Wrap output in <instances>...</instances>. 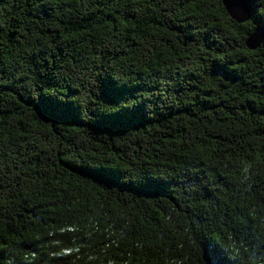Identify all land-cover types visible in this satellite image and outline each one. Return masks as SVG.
I'll return each instance as SVG.
<instances>
[{"label": "trees", "instance_id": "trees-1", "mask_svg": "<svg viewBox=\"0 0 264 264\" xmlns=\"http://www.w3.org/2000/svg\"><path fill=\"white\" fill-rule=\"evenodd\" d=\"M157 2L0 0L4 46L38 37L35 63L63 77L60 99L92 117L52 127L29 88L0 92V129L15 137L0 157L11 189L0 211L5 264H59L53 252L66 245L77 251L64 264H205L217 228L230 244L260 245L264 169L244 168L264 153V45L247 49L254 25L238 27L221 0ZM117 74L137 98L151 92L143 120H95L94 105L110 106L101 80ZM146 176L166 187L144 189ZM190 184L215 205L197 206Z\"/></svg>", "mask_w": 264, "mask_h": 264}, {"label": "snow or ice", "instance_id": "snow-or-ice-1", "mask_svg": "<svg viewBox=\"0 0 264 264\" xmlns=\"http://www.w3.org/2000/svg\"><path fill=\"white\" fill-rule=\"evenodd\" d=\"M157 2V0H153ZM178 2V0H177ZM213 3L214 0H201V3ZM228 10L231 12L232 17L241 22L250 21V24L254 25L255 32L250 34L248 44L252 48H256L259 45H264V12H258V8H264V0H224ZM146 6H150L147 4ZM162 6L161 2H157V8ZM171 9L175 5L168 0V3L164 5ZM199 6V5H197ZM4 8H0V36L6 35V28L8 27L7 21H3L2 18L5 15ZM215 15V11L212 13ZM128 27V24H125ZM238 27L245 28L248 25L241 23ZM235 35V33L233 34ZM38 37H30L29 41L24 42V46L17 47L15 51L4 46V40L0 39V92L4 90L5 84L8 85H20L21 87L29 88V96L34 95L36 99L32 101L33 108L36 114L44 121H51L52 127L56 124L65 121H74L80 119H92L88 116L87 112H81L78 107H74L70 104L65 96L63 100L60 99V90L62 88L61 80L63 77H56L53 73V69L45 64V70L42 71L40 66L35 63L36 57L32 55V52L36 51L35 41ZM43 47V45H41ZM250 54V53H248ZM103 55V53H101ZM7 56V58H6ZM174 59V57H172ZM46 60V57L44 58ZM98 57H93V63ZM119 62H117L118 65ZM216 70L223 71L219 66ZM145 73L148 69H142ZM199 74V73H198ZM122 74H117L115 79L106 77L101 80V91L104 94V99L110 105L109 107H103L100 105H94V107L100 108V114L95 115V120L101 124L111 125H129L134 122L143 120L148 111V105L152 102V94L149 92L148 96L141 92L137 96L133 95L134 90H130L125 81L120 78ZM143 83V81H141ZM165 89L167 90V83L165 82ZM159 95V90H157ZM174 99V97H173ZM131 101V103L129 102ZM36 123V121H34ZM51 131V128L48 129ZM22 135V134H21ZM15 140V137L9 138L3 129H0V157L10 150V147ZM249 156L252 154L249 153ZM253 164L264 169V153L260 154L258 161H252L245 166L244 171L252 174ZM247 179V177H245ZM46 182V181H45ZM243 182V181H242ZM0 211H6L11 207V201L7 198L11 195V189L7 187L6 182L3 179V172L0 171ZM35 187V186H34ZM142 187L146 190H158L166 185H162L159 180L146 176ZM190 199H192L197 206L212 207L215 205V201L212 204H207V201L203 198L202 193H197L196 188L190 184L188 189ZM13 199H15L13 197ZM260 199L264 200V194ZM18 203V200H15ZM228 203L227 200L224 201ZM235 206V205H233ZM113 207H119L114 204ZM163 219V215L161 216ZM262 221L261 227L264 228V216L260 217ZM167 223V221H166ZM67 233H75V229L67 228L62 229ZM163 231V229H161ZM218 237L215 240L209 241L204 245V262L205 264H240L241 259L244 264H264V232L260 234V245H256L253 242H248V247L245 248L243 244L229 243L222 239L223 233L219 232L217 228ZM67 239V237H65ZM231 240V238H229ZM66 251L59 253L53 252V256L59 257V264H64V260L73 254L77 249L74 247L69 248L67 245ZM231 249L228 251L227 249ZM251 249V251H249ZM11 246L0 243V264H5V261L11 255ZM40 264H43L41 261ZM53 264H56L53 261ZM164 264V262H159Z\"/></svg>", "mask_w": 264, "mask_h": 264}, {"label": "water", "instance_id": "water-1", "mask_svg": "<svg viewBox=\"0 0 264 264\" xmlns=\"http://www.w3.org/2000/svg\"><path fill=\"white\" fill-rule=\"evenodd\" d=\"M221 1H222L223 5H224V7H225L226 12L229 14V16H230L233 20H235L237 23H244V22H247V21H243V22H241V21H239V20H236L234 17H232L231 12L228 10L226 4L224 3V0H221ZM248 39H249V38H248ZM248 39L246 40V47H247L248 50H250V51H254V50H256V49H258V48L260 47V45H259L258 47H256V48H252V47H250L249 44H248Z\"/></svg>", "mask_w": 264, "mask_h": 264}]
</instances>
